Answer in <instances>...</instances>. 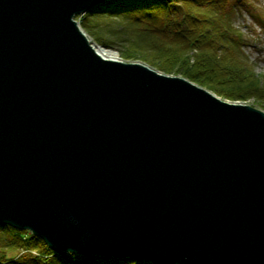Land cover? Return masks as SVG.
<instances>
[{
	"label": "water",
	"instance_id": "water-1",
	"mask_svg": "<svg viewBox=\"0 0 264 264\" xmlns=\"http://www.w3.org/2000/svg\"><path fill=\"white\" fill-rule=\"evenodd\" d=\"M105 0H0V223L57 251L264 264V111L103 57Z\"/></svg>",
	"mask_w": 264,
	"mask_h": 264
},
{
	"label": "trees",
	"instance_id": "trees-1",
	"mask_svg": "<svg viewBox=\"0 0 264 264\" xmlns=\"http://www.w3.org/2000/svg\"><path fill=\"white\" fill-rule=\"evenodd\" d=\"M241 6L254 15L249 0H105L80 24L100 44L119 46L126 59L138 55L151 67L181 74L218 95L254 98L264 106V80L253 72L245 34L235 22ZM0 264L157 263L57 251L28 230L0 223Z\"/></svg>",
	"mask_w": 264,
	"mask_h": 264
},
{
	"label": "rangeland",
	"instance_id": "rangeland-1",
	"mask_svg": "<svg viewBox=\"0 0 264 264\" xmlns=\"http://www.w3.org/2000/svg\"><path fill=\"white\" fill-rule=\"evenodd\" d=\"M249 1L253 5L254 10H257L259 13H261V16H262L261 24L256 21V19L253 17V15L245 8V6H241L240 8H238V13L236 15L235 22H236V25L245 34V40H246V42H248L245 46V53L250 58L249 63L251 64V67L254 70L253 72H255L256 76H258L261 80H264V22H263L264 21V0H249ZM84 14L85 13H81V14L75 16V19L78 20L79 23H81L80 20ZM85 32L87 33V37L89 39H92L94 42L96 41L92 35H90L87 31H85ZM96 42L99 43L98 41H96ZM116 48H112V49L116 50L120 55H122L121 54V48L119 46H117ZM175 48L180 49V47H178V46ZM121 59L124 61H129V62L141 61L142 63H145L148 65V63L145 60H141V58H139L138 55H137V58H133V59H130V58L126 59L122 55ZM154 69H156V68H154ZM156 70H158L159 72H162L164 74L183 76L181 74H176L174 72L166 73L160 69H156ZM202 87L213 92L214 94H216L217 96H219L223 100H226L229 102L241 103V104H250V105L264 111V106L256 103L254 98H249L248 100H243V101L240 99L232 100L228 97L218 95L216 92H214L213 90L209 89L206 86H202Z\"/></svg>",
	"mask_w": 264,
	"mask_h": 264
},
{
	"label": "bare ground",
	"instance_id": "bare-ground-1",
	"mask_svg": "<svg viewBox=\"0 0 264 264\" xmlns=\"http://www.w3.org/2000/svg\"><path fill=\"white\" fill-rule=\"evenodd\" d=\"M93 46L96 48V50L103 56L107 58H112V59H121V55L114 49L106 47L104 45H101L97 43L96 41L94 42L92 39H89Z\"/></svg>",
	"mask_w": 264,
	"mask_h": 264
}]
</instances>
